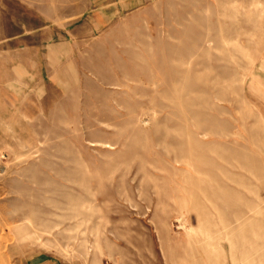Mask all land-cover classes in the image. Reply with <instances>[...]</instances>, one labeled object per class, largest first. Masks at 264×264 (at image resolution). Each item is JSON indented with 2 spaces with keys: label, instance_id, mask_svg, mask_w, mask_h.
<instances>
[{
  "label": "rangeland",
  "instance_id": "374dc122",
  "mask_svg": "<svg viewBox=\"0 0 264 264\" xmlns=\"http://www.w3.org/2000/svg\"><path fill=\"white\" fill-rule=\"evenodd\" d=\"M26 2L1 35L67 29L48 114L0 154L24 263L264 264V0Z\"/></svg>",
  "mask_w": 264,
  "mask_h": 264
},
{
  "label": "crops",
  "instance_id": "0c3cea01",
  "mask_svg": "<svg viewBox=\"0 0 264 264\" xmlns=\"http://www.w3.org/2000/svg\"><path fill=\"white\" fill-rule=\"evenodd\" d=\"M27 4L26 0H19ZM44 7H39V18L45 19ZM65 27H40L38 30H25L20 34L1 35L0 33V154L23 149L15 137L19 126L46 111L49 93L52 89L50 75L45 77L44 69L50 70L52 62H65L60 51L65 47ZM74 32V31H73ZM37 36V42L35 38ZM58 37L60 43L51 41ZM52 52L55 54L52 55ZM58 52V53H57ZM52 56L54 58L52 59ZM75 61V59H74ZM40 109V110H39ZM14 127V132L11 128ZM0 155V166L4 159ZM18 155L14 152L11 156ZM47 255L26 263L7 243V235L0 232V264H63Z\"/></svg>",
  "mask_w": 264,
  "mask_h": 264
}]
</instances>
